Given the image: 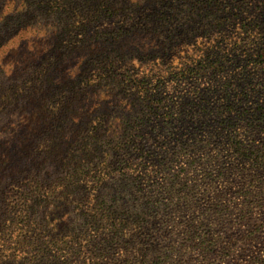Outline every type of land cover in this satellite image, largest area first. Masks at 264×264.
Segmentation results:
<instances>
[{
	"label": "trees",
	"instance_id": "16d2710c",
	"mask_svg": "<svg viewBox=\"0 0 264 264\" xmlns=\"http://www.w3.org/2000/svg\"><path fill=\"white\" fill-rule=\"evenodd\" d=\"M178 1L0 0V264H70L65 247L89 225L144 227L134 204L142 190L127 170L146 155L135 126L160 101L142 68L171 60ZM197 2L222 13L245 3ZM150 251L136 263L160 264Z\"/></svg>",
	"mask_w": 264,
	"mask_h": 264
},
{
	"label": "rangeland",
	"instance_id": "374dc122",
	"mask_svg": "<svg viewBox=\"0 0 264 264\" xmlns=\"http://www.w3.org/2000/svg\"><path fill=\"white\" fill-rule=\"evenodd\" d=\"M243 1L238 11L224 13L202 10L197 0L178 1L171 60L142 68L160 101L135 126L146 155L127 170L142 190L134 204L145 212L144 227L89 225L87 235L65 247L70 264H137L141 248H152L160 264L263 258L264 3ZM240 146L246 153L235 151ZM115 233L119 248L100 257L102 241ZM250 233L255 242L247 246ZM210 243L214 250H200Z\"/></svg>",
	"mask_w": 264,
	"mask_h": 264
}]
</instances>
